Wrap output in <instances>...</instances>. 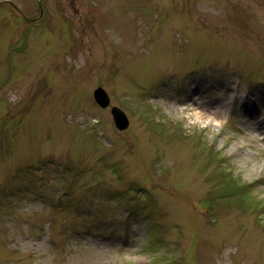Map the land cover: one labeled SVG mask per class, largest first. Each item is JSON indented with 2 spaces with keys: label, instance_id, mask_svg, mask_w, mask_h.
<instances>
[{
  "label": "rangeland",
  "instance_id": "obj_1",
  "mask_svg": "<svg viewBox=\"0 0 264 264\" xmlns=\"http://www.w3.org/2000/svg\"><path fill=\"white\" fill-rule=\"evenodd\" d=\"M0 264H264V0H0Z\"/></svg>",
  "mask_w": 264,
  "mask_h": 264
},
{
  "label": "water",
  "instance_id": "obj_2",
  "mask_svg": "<svg viewBox=\"0 0 264 264\" xmlns=\"http://www.w3.org/2000/svg\"><path fill=\"white\" fill-rule=\"evenodd\" d=\"M94 97L96 102L103 108H106L110 105V98L106 91L102 87H98L94 91ZM111 113L113 115L116 126L120 130H124L128 127V119L126 115L118 107H112Z\"/></svg>",
  "mask_w": 264,
  "mask_h": 264
},
{
  "label": "bare ground",
  "instance_id": "obj_3",
  "mask_svg": "<svg viewBox=\"0 0 264 264\" xmlns=\"http://www.w3.org/2000/svg\"><path fill=\"white\" fill-rule=\"evenodd\" d=\"M196 118L200 121V123H202L203 125H205L207 123L208 120L205 119V117H202L200 114L196 113ZM254 134L255 132L252 130L251 132H249V134ZM261 137V136H260Z\"/></svg>",
  "mask_w": 264,
  "mask_h": 264
}]
</instances>
